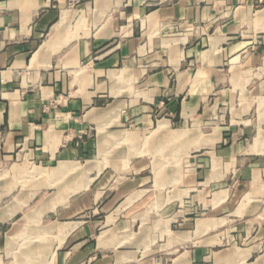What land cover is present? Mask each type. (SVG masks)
Masks as SVG:
<instances>
[{
  "label": "crops",
  "instance_id": "0c3cea01",
  "mask_svg": "<svg viewBox=\"0 0 264 264\" xmlns=\"http://www.w3.org/2000/svg\"><path fill=\"white\" fill-rule=\"evenodd\" d=\"M257 1L0 0V171L49 169L28 191L0 181V264H264V214L228 246L219 224L264 189L259 139L231 111L212 123L262 89ZM113 124L133 129L129 164L67 172Z\"/></svg>",
  "mask_w": 264,
  "mask_h": 264
},
{
  "label": "rangeland",
  "instance_id": "374dc122",
  "mask_svg": "<svg viewBox=\"0 0 264 264\" xmlns=\"http://www.w3.org/2000/svg\"><path fill=\"white\" fill-rule=\"evenodd\" d=\"M258 69H255L256 73H259V76L262 78L263 86L262 89L254 92L252 94V97L250 96L245 97V103L244 108L239 109V94H236V99L234 100V103L232 106L230 105H219V110L217 113L213 116V125H221L223 123H229L230 122V111L232 112V118L234 120H238L240 123L247 122L246 126H249L253 132L250 135V143H256L257 138L258 140V146L261 147V152L263 153L260 156H257L258 159V167L262 168L263 173L260 176L261 178V184L264 186V62L258 65ZM257 75V74H256ZM79 78V77H77ZM238 108V109H236ZM238 112V114H236ZM236 112V113H235ZM235 116H239V118H235ZM233 120V119H232ZM212 125V126H213ZM211 126V125H210ZM209 126V127H210ZM191 128V127H190ZM130 131H133V129H130V125L127 127L122 126L121 124H113L111 126H106L104 129L96 128V126H93V128L89 129L90 137L94 140V146L92 148V151L89 156L84 158H78L80 160V163H73L68 166L71 168L67 172L72 171H81V170H87L86 166H83L82 164H87L88 161H90V165L94 168L96 166L98 167H126L130 160L133 158L132 156V146L133 142L129 139H126L123 134L129 133ZM196 130L191 129L189 131V134L195 135ZM102 139L103 142L104 139H107L106 144L100 142L99 145V139ZM161 141H154V144L160 143ZM135 146V145H134ZM258 147V148H259ZM103 150V155H99V152ZM158 160H162L163 162H166L167 160H172V158H166V157H159ZM17 165V169L12 168L9 173L6 172V176L8 175H15L26 179V190H30L31 187L34 186V183L37 180H46L49 177V174L47 173L49 169H47V166L41 161L33 158H24L21 157L19 160L14 161ZM13 162V163H14ZM168 162V161H167ZM79 165V166H78ZM60 173V170L58 171ZM80 172L74 173L73 176H71L68 180H66L64 183L71 182L73 185V189H79L81 187V176ZM260 175V174H259ZM4 177L2 175V171H0V181L4 180ZM80 180V182H78ZM78 182V184H77ZM78 185V186H77ZM64 188L60 187L58 190L63 191ZM51 190H44L43 196L50 193ZM252 189L250 188L246 192H251ZM178 190L177 189H169L168 191L165 189V193H169L170 198L178 196ZM50 199L46 200L41 206L49 208V202ZM247 215L245 216L243 221H235L233 217H225L221 221H219V224L222 226L221 229H224L226 234L225 238V244L231 245L235 243H240L244 240L247 230H251L253 225L247 221L251 218H255V215L257 214H264V189L260 192V194L253 197L252 201H250L247 206ZM46 209V208H45ZM47 210V209H46ZM251 214L250 216H248ZM50 219H47L43 222L44 225H47L50 223ZM256 223V221L254 222ZM246 225V226H245ZM256 225V224H255ZM54 225H49L46 227V229L50 230ZM242 229V231H241ZM244 230V231H243ZM236 231V232H235ZM243 233L242 237L240 238L238 234ZM46 237V236H45ZM43 237L41 242H44L40 248L42 257L45 255V244L47 242L46 238ZM27 243V242H26ZM36 246V245H33ZM25 247H23L24 249ZM32 252V251H30ZM26 253L28 256L29 253ZM21 258L24 257V253L18 254ZM24 259V258H23Z\"/></svg>",
  "mask_w": 264,
  "mask_h": 264
},
{
  "label": "built area",
  "instance_id": "2783aa9c",
  "mask_svg": "<svg viewBox=\"0 0 264 264\" xmlns=\"http://www.w3.org/2000/svg\"><path fill=\"white\" fill-rule=\"evenodd\" d=\"M264 2V0H258L257 1V4H261V3H263Z\"/></svg>",
  "mask_w": 264,
  "mask_h": 264
},
{
  "label": "bare ground",
  "instance_id": "6f19581e",
  "mask_svg": "<svg viewBox=\"0 0 264 264\" xmlns=\"http://www.w3.org/2000/svg\"><path fill=\"white\" fill-rule=\"evenodd\" d=\"M161 126H163V125H161ZM69 164V163H68ZM79 166V165H78ZM64 167V166H63ZM66 167V166H65ZM71 168V167H70ZM65 169V168H64ZM66 170V169H65ZM69 170V169H68Z\"/></svg>",
  "mask_w": 264,
  "mask_h": 264
}]
</instances>
